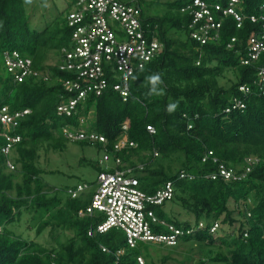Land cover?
<instances>
[{
	"label": "trees",
	"instance_id": "trees-1",
	"mask_svg": "<svg viewBox=\"0 0 264 264\" xmlns=\"http://www.w3.org/2000/svg\"><path fill=\"white\" fill-rule=\"evenodd\" d=\"M189 1L129 0L141 8L147 34L162 41V54L136 70L127 100L111 84L102 95H91L71 117L57 112L64 82L70 77L56 64L61 47L71 39L66 16L42 30L32 29L24 0H0L1 64L5 50H17L33 59L35 70L50 75L48 80L31 76L19 82L5 65L7 75L0 72V107L8 105L13 112L31 110L10 131L22 138L10 154L14 170L7 165L10 156L2 151L7 129L0 121V264H116L122 248L121 264H139L140 255L147 264H157L145 253L144 247L150 244L139 242L130 248L120 228L89 235L105 216L99 211L79 214L91 204L96 181L76 198L68 193L71 187L58 188L46 181L39 163L41 149L58 150L71 142L63 129L78 126L81 116L88 119L89 130L103 133L108 142L74 143L95 146L134 165L141 189L149 194L172 182L170 201L192 214L194 221L166 215L162 209L166 202L152 206L158 216L185 230L205 222L206 228L185 234L172 247L197 244L205 252L198 264H264V84L259 79L264 52L250 64L241 62L249 58L252 36L261 39L264 33V0H241L237 8L245 16L241 26L233 16L216 13L222 19L220 35L206 44L193 38V17L181 11ZM207 1L223 7L228 4L227 0ZM251 16L258 21L253 22ZM50 52L57 54L55 62H48ZM228 72L235 78L225 86L221 79ZM155 73L163 83L159 94H149L146 78ZM170 104L176 105L172 112L167 110ZM151 124L155 133L147 129ZM123 138L128 141L116 152L114 145ZM173 160L179 165L174 167ZM138 164L144 166L136 168ZM220 165L232 169L234 177L226 180ZM103 170L105 166L99 163L98 173ZM182 172L194 178H182ZM26 214L38 220V236L55 228L73 235L52 247L17 235L9 226ZM216 221L221 226L212 232ZM225 226L237 229L228 234L222 232ZM161 230L167 232L164 226ZM170 258L163 257V262Z\"/></svg>",
	"mask_w": 264,
	"mask_h": 264
},
{
	"label": "built area",
	"instance_id": "built-area-1",
	"mask_svg": "<svg viewBox=\"0 0 264 264\" xmlns=\"http://www.w3.org/2000/svg\"><path fill=\"white\" fill-rule=\"evenodd\" d=\"M227 6L222 3L210 4L207 0H191L182 8V12H188L192 19L190 28L194 39L201 44L219 38V30L222 19H218L216 13L223 16H233L238 26H241L245 16L238 11L241 0H227ZM73 7L66 15L68 25L71 28V39L61 47V55L56 63L59 70L68 72L70 77L64 82L65 93L61 95V101L57 107L59 115L71 116L77 114L79 107L84 106L88 98L100 96L112 84L124 100L130 94V80L136 70L143 68L148 62L162 54L163 43L158 37H150L142 20V10L134 3L126 0H72ZM264 9V4L262 6ZM264 19V18H262ZM253 22H257L256 16H251ZM264 33L261 39L252 36L249 47V58L244 59V64H250L257 60L264 52ZM235 40V39H233ZM4 67L10 72L16 81L22 82L31 76L48 80L50 75L41 70H35L33 59L22 55L17 50H5L3 52ZM259 79L264 84V68L259 70ZM242 90L248 88L242 86ZM30 109L13 112L8 105L0 107V121L7 129L5 136L7 144L3 147L5 155L10 156L8 168L14 170L16 165L11 158L15 144L21 141V136L10 133L18 125L20 118L29 114ZM92 112L89 117H92ZM80 124L76 127L66 126L63 133L71 142H86L91 145L107 143L108 139L103 133L89 130L88 119L81 116ZM151 133L156 129L151 124L147 126ZM123 138L114 145L119 152L127 143ZM134 146L135 143L131 142ZM11 154V155H10ZM155 155H158L155 153ZM105 170L97 175L96 188L91 204L86 211H80V216L92 215L96 211L103 213L104 220L89 231V235L105 233L112 228H120L125 232L126 241L130 248H134L139 242L148 244H163L165 246L177 245L185 234H193L199 229L206 228L201 221L198 226L188 229L177 227L158 216L152 209L153 205L162 206L172 200L174 185L167 182L156 193L149 194L141 189L140 180L134 173L135 167L125 164L121 157L105 153L100 161ZM144 164H138L136 168H142ZM220 174L227 180L234 177L232 169L220 165ZM208 176V175H207ZM182 178L193 179L194 175L182 172ZM217 178V174H211ZM89 184H79L68 190L73 198L80 195L88 188ZM167 228L162 232L161 228ZM221 226L216 221L211 227L216 232ZM104 251H108L103 247ZM125 249L117 251V262L121 264V256ZM139 264H147L144 256L137 257Z\"/></svg>",
	"mask_w": 264,
	"mask_h": 264
},
{
	"label": "rangeland",
	"instance_id": "rangeland-1",
	"mask_svg": "<svg viewBox=\"0 0 264 264\" xmlns=\"http://www.w3.org/2000/svg\"><path fill=\"white\" fill-rule=\"evenodd\" d=\"M129 1V0H127ZM164 1V0H162ZM27 14L30 18L32 29L42 30L48 24L58 20H63L66 14L73 7L72 0H24ZM48 62H55L57 54L53 52L49 54ZM55 56V57H53ZM4 65L0 61V72L7 75ZM234 74L227 73V77L221 79V84L227 86L233 80ZM104 152L95 146L82 145L74 142H67L58 150L46 149L40 151V165L45 170V179L48 183L58 188H69L79 184L93 183L97 179L98 166L103 159ZM174 167L178 162L173 160ZM163 207V208H162ZM161 208L166 215L183 221H194V216L183 210L179 205L168 201ZM238 216V215H237ZM243 220V216H240ZM38 220L35 216L24 215L20 222L13 223L9 227L17 235H22L26 239H30L46 246H56L57 242H67L73 233H67L60 228L47 229L45 233L38 236L36 233ZM222 232L230 234L237 226L226 227ZM237 234V231L235 232ZM217 233V236H221ZM197 244L182 243L177 247L150 244L144 247L145 253H149V261H155L157 264H198L199 260L205 258V252L199 250ZM150 250V251H149ZM170 255L171 258L163 262V257ZM152 259V260H151ZM151 264V262H149ZM208 264H220L219 262Z\"/></svg>",
	"mask_w": 264,
	"mask_h": 264
},
{
	"label": "clouds",
	"instance_id": "clouds-1",
	"mask_svg": "<svg viewBox=\"0 0 264 264\" xmlns=\"http://www.w3.org/2000/svg\"><path fill=\"white\" fill-rule=\"evenodd\" d=\"M148 84L150 86L149 94H159L158 86L163 83L161 79V75L159 73L152 74L148 76L147 78ZM176 108L175 104H170L168 106V112L174 111Z\"/></svg>",
	"mask_w": 264,
	"mask_h": 264
}]
</instances>
